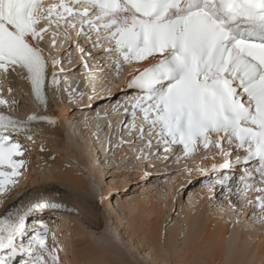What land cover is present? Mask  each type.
I'll use <instances>...</instances> for the list:
<instances>
[{"label":"snow or ice","instance_id":"obj_1","mask_svg":"<svg viewBox=\"0 0 264 264\" xmlns=\"http://www.w3.org/2000/svg\"><path fill=\"white\" fill-rule=\"evenodd\" d=\"M62 50L70 65L79 51L89 78V59L107 61L117 78L126 66L150 62L127 82L137 94L113 109L128 117L124 129L145 141L138 158L167 161L179 146V162L211 150L223 162L186 168L189 177L198 172L208 187L219 184L238 199L259 193L247 204L264 223V0H0V92L2 78L15 72L46 106L49 77L54 90L66 83L58 79L64 60L54 54ZM96 68L102 75L104 65ZM0 106L8 100L0 98ZM34 123L58 121L0 111V196L27 165L19 137L43 135ZM59 207L36 201L0 217V264H60L62 248L49 226L27 227L35 210Z\"/></svg>","mask_w":264,"mask_h":264},{"label":"rangeland","instance_id":"obj_2","mask_svg":"<svg viewBox=\"0 0 264 264\" xmlns=\"http://www.w3.org/2000/svg\"><path fill=\"white\" fill-rule=\"evenodd\" d=\"M59 53L54 54L58 59L63 58L65 73L58 79L73 81L70 82L71 86L67 85V81L60 84L58 90H54L49 81L50 103L44 113H49L47 115L55 118L58 123L51 126L45 123L44 127L55 128L61 135L53 133L47 135V138L36 139L34 142L23 137L31 149L30 153L33 154L34 160L27 163L26 168L29 167V170L22 169L24 174L20 177L19 183L15 188L7 191L5 196L10 195L8 200L15 202L29 191L41 192V188L45 185H62L54 175L63 176L70 173L77 179L78 187L68 188L73 194L71 197L68 196L69 203L75 212L68 213L64 217H61L63 215L61 213L50 215L51 228L55 230L59 226L62 230L61 236L58 235L57 230L52 232L55 233L56 238L61 239L60 241L64 239L62 247L58 244V247L62 248L58 253L60 264H236L235 261L242 250L244 253L240 258V264H263L264 223L253 218L254 213L259 215L260 210L250 205H243L246 209H242L241 212L239 208L244 199H238L236 194L222 190L219 184L208 187L207 179L198 172L192 173L189 177L185 169L196 167L190 164L191 157L183 164L182 160L177 162L175 157L182 154L177 152L176 148L167 154L169 156L167 161L155 156L151 158V162L148 159L140 162L139 158L131 161L132 158L123 153L125 149L130 145L141 150L145 141H139L134 134H129L123 127L124 119L128 117L122 115L123 118L119 122L120 115L113 110L116 105L123 104L127 97L131 96V89H127L126 81L121 80L122 75L116 77L108 67L107 61L89 59L88 63L94 72L93 78L96 79L94 82H103L97 85V88H93L92 78H88L91 82L86 83L88 70L82 67L83 61L79 58V51H73L72 59L75 63L71 65L65 52ZM94 55L99 56L98 53ZM97 64L104 65L103 76L99 74ZM71 75L75 77H70ZM8 76L11 77L14 86L7 87L3 77V90L5 88L7 90L0 93V98L9 102L11 112L7 113L14 118L24 120L27 118L19 116L23 112H28L30 115L35 110L41 112V107L34 106L32 99L28 97L27 89L22 86L26 79L15 72H10L6 77ZM97 78L100 81H97ZM8 89L12 91L9 92ZM89 97L95 98L89 100ZM85 98L87 102L83 101ZM13 101L15 103H12ZM94 122L99 123L100 126L95 128ZM108 130V136L102 133ZM93 145L95 148L92 147ZM125 146L127 148H124ZM152 151L155 152V149ZM118 154L121 155L120 158ZM99 155L101 158L97 159L96 156ZM104 157L108 159L103 161ZM139 165L142 169L135 168ZM99 167L101 171L104 168L106 170L102 173L103 179L99 176ZM171 183H173L169 188L171 195L167 197V202L162 203L165 205L163 208H160V205L158 208V199L154 198L152 206L162 209V221L158 224V216H148L154 208L146 207L143 200L148 192L156 197L158 188L167 189ZM108 185H113L114 188L111 190ZM252 194L259 195L252 191L245 201ZM194 195L200 199V205L187 216L188 213L183 211V204L189 196ZM84 197L86 200L83 201ZM111 200H114V203ZM138 203H140L139 207ZM110 206L114 211L109 208ZM230 211L236 215L229 221L231 232L223 235L220 230L223 217L214 214L221 212L230 216L232 215ZM44 212H46L44 208L35 210L28 218L27 226H30V222L35 220L36 216ZM191 214L195 215L192 216V220L190 219L192 222L188 220ZM165 216L167 218L164 221ZM71 217L72 221H70ZM195 217L197 223H193ZM44 219L50 218L45 216ZM52 219H58L56 225H53ZM158 226H160L159 233L153 236L150 230ZM245 233H248L249 237L244 239ZM147 235H151V239L156 240L157 243H152L153 240L149 241ZM67 236L68 238L65 239ZM66 246L72 252H68ZM220 257H222L221 261H219Z\"/></svg>","mask_w":264,"mask_h":264},{"label":"bare ground","instance_id":"obj_3","mask_svg":"<svg viewBox=\"0 0 264 264\" xmlns=\"http://www.w3.org/2000/svg\"><path fill=\"white\" fill-rule=\"evenodd\" d=\"M63 51V50H62ZM62 51L60 52V53H62ZM59 53V54H60ZM146 64H148V62H146L145 64H142V65H135V64H133L132 66H129V68H127V70H125V71H123V73L121 74L122 75V78H121V80H123V81H126V83L128 82V80H130L131 79V76L132 75H134V74H137V69L139 68L140 70H142L144 67H146L145 65ZM8 75V74H7ZM6 75V76H7ZM130 75V76H129ZM6 76H4V80H5V84L7 85V87H10V88H12L14 85H13V82H12V80H11V77L10 76H8V77H6ZM103 76V75H102ZM70 77H75L74 75H71ZM87 80H86V83L88 82V83H90L91 82V80H88V78L89 77H85ZM95 78V77H94ZM93 77H92V81H93V83H92V85H93V88H97L98 86L97 85H99V84H103V82H94V80H96V79H94ZM101 78V77H100ZM103 78V77H102ZM106 77H104V79H105ZM50 77H49V81H50ZM98 80L97 81H100L99 80V78H97ZM114 79V78H113ZM78 80V79H77ZM109 80V79H108ZM120 80V79H119ZM67 81V80H66ZM73 80H71V79H69L67 82V85L68 86H71L70 85V82H72ZM108 83H109V81H108ZM71 84H73V83H71ZM107 84V83H106ZM25 89H27V92H28V97H30L31 98V92H32V89H31V85H30V83L26 80V82L22 85ZM101 87H103V86H101ZM106 88V87H105ZM7 89L5 88V90H3L4 92L6 91ZM102 90V89H101ZM1 93V92H0ZM51 93H52V91H51ZM131 95H135L136 94V91L134 90V89H131V93H130ZM5 95V94H4ZM127 95V94H126ZM83 101L84 102H87V98H85V99H83ZM10 106V105H9ZM9 106H5V107H3V106H0V110H5L6 112H4L5 114H7V115H10V114H8L7 112H11V109H10V107ZM63 106V105H62ZM69 106V105H68ZM39 107H41V106H39ZM50 108V107H49ZM41 109H42V111L41 112H38L37 110H35V112L33 113V114H36V115H38V116H40V115H46V116H48L47 114H49V113H47V114H45L44 113V108L43 107H41ZM46 111V110H45ZM14 113V112H13ZM44 113V114H43ZM10 116H12V115H10ZM19 116H21L22 118H28V116H30V113H28V112H23V113H21ZM13 117V116H12ZM120 117V119H119V122L122 120V118H123V116L122 115H120L119 116ZM16 119H19V118H17V117H15ZM127 119V118H126ZM126 119H124V121L126 120ZM20 120H22V119H20ZM26 120V119H25ZM95 123V128H98L99 126H100V124L99 123H97V122H94ZM44 125H45V123H38V124H33V127H35V128H37L38 129V131L39 132H43V135H39V134H37V135H35L34 137H33V141H35L36 139L38 140V139H42V138H44V137H46L47 138V135H51V134H56V133H58V135L60 134L61 135V133H59V131L57 130V129H55V128H49V127H44ZM51 126V125H50ZM120 126V125H119ZM44 128V129H43ZM47 128V129H46ZM108 132H109V130L108 131H102V133L104 134H106V136H108ZM101 133V134H102ZM59 135V136H60ZM104 136V135H103ZM133 137V136H132ZM51 138V137H50ZM23 140V142L25 141L24 139H23V136H21V137H19V140ZM22 140H21V142H22ZM62 140V139H61ZM131 140V139H130ZM29 141V140H28ZM33 141H31V142H33ZM64 141V140H63ZM24 146H25V148L27 149L26 150V153H27V155H25V157H24V159H26V161H27V163L29 162V161H31V160H34V157L32 158V156H33V154H31L30 152H31V149L29 148V146H28V143L25 141L24 143ZM30 144V143H29ZM60 144H62V143H60ZM129 145V144H128ZM127 145V146H128ZM107 146V142H106V145H105V147ZM127 146H125L124 148H127ZM92 147H94L95 148V145H93ZM105 147H104V150H105ZM173 148H175L174 146H173ZM34 151V150H33ZM175 151H176V149H175ZM180 152V154H182V152H181V150L180 149H177V152ZM132 152V153H131ZM210 152H211V150H209V152H198V153H196V155L194 156V157H191L189 160L191 161V165H193L194 167H196V168H199V166H201V167H204V168H208V169H210L211 167H212V165L214 164V163H221V162H223L222 161V159L220 158V157H217L216 158V160H213L212 158H211V155H210ZM28 153H29V155H28ZM108 153V152H107ZM106 153V154H107ZM123 153H125V154H127V155H129L131 158H132V160L131 161H133V159H136V158H138L139 156H140V148H138V147H130V145L128 146V149H125V152H123ZM121 154V153H120ZM120 154H118V156H119V158H120V156L122 155H120ZM205 155H208V159H205L204 157H205ZM48 158H49V156H48ZM96 158L97 159H99V158H101V155H99V156H96ZM189 157H186V158H181L180 160H182V164L183 163H185L186 162V160L188 159ZM108 159V157H104V159H103V161H106ZM137 161H138V159H137ZM143 161V159H140V162H142ZM136 163H139V162H136ZM138 165V164H137ZM185 165V164H184ZM183 165V166H184ZM182 166V165H181ZM198 166V167H197ZM103 167H105V165L103 166ZM29 167H27V168H25V170L27 171V170H29L28 169ZM100 168L101 167H99L98 168V173H99V176H101V178L103 179V176H102V173L103 172H105L106 170H105V168H104V170L103 171H101L100 170ZM136 169H142V166L141 165H139L138 167H135ZM25 171V172H26ZM101 171V172H100ZM73 173V172H72ZM194 173V172H193ZM195 174V173H194ZM98 176V175H97ZM54 178H56L58 181H60L61 183H62V185H60V186H57V185H54V184H50V185H45V187H43V188H41L42 189V191L41 192H38V191H35L34 190V192H32V191H29V192H27L26 194H24L23 196H22V198H20V199H17V201H12V200H8V197L10 196V195H6L5 196V193L4 194H2V196H0V201H2V202H0V217H3L7 212H9V211H16L17 209H22V208H25V207H27L29 204H31V203H33V202H36V201H41V200H45V201H49V202H53V203H56V204H58V205H62L63 206V211L60 209V208H57L56 210H51L50 212H48L47 211V209H45L46 210V212H44V214H40V215H38V216H36L34 219L35 220H33V221H31L30 222V226H27L29 229H31V228H33V227H39L40 226V224H42V223H44V224H47L48 226H49V228L51 229V231H55V230H57L56 232L57 233H59L58 235L59 236H61V232H62V230L60 229V227L58 226L57 227V229H53V228H51V226L49 225V221L51 220V214H56V213H61V214H63L61 217H64V215H67L68 213H71V214H73L74 212H75V209L72 207V205L69 203V200L70 199H68L69 197L68 196H73V194L71 193V192H69V187H78L77 186V183H78V181H77V179L75 178V177H73V175L72 174H70V173H67V174H65V175H57V176H55L54 175ZM100 178V177H99ZM172 185H173V183H171V185L170 186H167L166 188L167 189H165V188H158V192H156V194H157V196L156 197H154L152 194H151V192H148L147 193V195H146V197L144 198V200H143V204H145V206L146 207H153L154 208V206H152V205H154V200L155 199H158V208H159V205H160V208H163V206H165V205H163L164 203H165V201L167 200V197H169L170 195H171V189H169V188H171L172 187ZM109 186V189H113L114 187H113V185H108ZM15 188V187H14ZM108 189V190H109ZM109 192V191H108ZM173 192V191H172ZM259 194V193H258ZM260 195V194H259ZM45 196V197H44ZM201 196H202V194H201ZM258 195H250V198L249 199H252L253 201H255V199H256V197H257ZM155 198V199H154ZM140 199V198H139ZM84 200H86L85 199V197H84V199H83V201ZM199 200L200 199H198L197 197H196V195H194V196H189L188 197V200L183 204V211H185V212H187L188 214H186L187 216H189V213L190 212H193L194 210H196L198 207L197 206H199L200 204H199ZM111 202H113L114 203V200H111ZM136 202V201H135ZM137 202H139V201H137ZM136 202V203H137ZM164 202V203H163ZM167 202V201H166ZM170 202H171V200H170ZM83 204H84V202H82ZM112 203V204H113ZM163 203V204H162ZM111 204V203H110ZM139 204L140 203H138V207H139ZM166 205H167V203H166ZM170 205H171V203H170ZM170 205H169V207H170ZM243 205H245V206H247L248 204H247V201H245V199L241 202V207L239 208V211H241L242 209H246V207H244ZM65 207L67 208V210L65 209ZM144 207V206H143ZM156 207V206H155ZM109 208H111V206L109 207ZM145 208V207H144ZM144 208H142V209H144ZM41 209V208H40ZM112 209V208H111ZM139 209V208H138ZM147 209V208H146ZM116 210H117V207H116ZM115 210V211H116ZM135 210V209H134ZM231 210H232V208H231ZM108 211V210H107ZM112 211H114L113 209H112ZM111 211V212H112ZM148 211V210H147ZM161 211H162V209H157V208H154V211H152V213L151 214H149L148 216H154V215H156V216H158V224H161V221H162V216H161ZM224 211V210H223ZM146 212V211H145ZM153 212H156L155 214H153ZM230 212H232V211H230ZM242 212V211H241ZM244 212V211H243ZM147 213V212H146ZM71 214H69V215H71ZM115 214H116V212H115ZM165 214V213H164ZM167 214V213H166ZM117 215H118V213H117ZM215 216H220V217H223L222 219H221V224H220V230H222V234L223 235H228L230 232H231V230H230V220H232L234 217H235V213H233L232 212V215H230V216H226L224 213L222 214L221 212H217V214H214ZM45 216H47V217H49L50 219L48 220V219H44L45 218ZM60 216V215H59ZM116 216V215H115ZM192 216H195V215H192L191 214V216L189 217V219L188 220H192L193 219V217ZM61 217H59V218H61ZM66 217V216H65ZM119 217H121V216H119ZM213 217V216H212ZM237 217H239V215H237ZM150 218V217H149ZM165 218H167L166 216L164 217V221H165ZM73 220V218L71 217V220L70 221H72ZM120 221H121V219H119ZM119 220H117L118 222H119ZM123 220V219H122ZM190 220V221H191ZM223 220H224V222H223ZM52 221H54L53 223V225H56L57 224V221H58V219H55V220H53L52 219ZM66 221V220H65ZM192 222V221H191ZM194 222H196L197 223V218L195 217L194 218V220H193V223ZM29 223V222H28ZM66 223V222H65ZM121 224H122V222H120ZM214 223V222H213ZM248 223V222H247ZM121 224H118V225H121ZM64 225V224H63ZM63 225H61L62 226V228H63ZM246 226V225H245ZM118 227V226H117ZM120 227V226H119ZM160 228V226H158V227H154V228H152L150 231H151V234L153 235V236H157L158 235V233H159V229ZM126 230V229H125ZM232 232H234V231H232ZM126 233V232H125ZM171 233V232H170ZM236 233V232H235ZM62 234H64V233H62ZM67 234V233H66ZM130 234V233H129ZM234 234V233H233ZM172 235V234H171ZM69 237H70V235H69ZM128 237V236H127ZM147 237H148V239H149V241H151L152 242V240L153 239H151V235H147ZM245 237L247 238V237H249V235H248V233H245L244 234V239H245ZM68 238V236L65 238V239H67ZM242 239V238H241ZM61 240V239H60ZM59 239H58V237H57V241H58V244H62V241H64V239L62 240V241H60ZM243 240V239H242ZM66 241V240H65ZM129 242V241H128ZM131 243V242H130ZM152 243H154V244H156L157 243V241L156 240H153V242ZM260 244H262V243H260ZM59 245V246H60ZM63 245V244H62ZM62 245H61V247H62ZM64 247V246H63ZM66 248H67V246H66ZM142 248V247H141ZM68 249V248H67ZM69 251H71L70 250V248L68 249V252ZM64 252V251H63ZM68 252H66V253H68ZM72 252V251H71ZM243 253H244V251L242 250V251H240V253L238 254V257H237V259H236V261H235V263L236 264H240L239 263V261H240V258H241V256L243 255ZM71 254V253H70ZM69 257V256H68ZM222 260V257H220V259H219V261H221ZM77 261V260H76ZM68 262V261H67ZM71 262V261H70ZM262 262H264V259H262ZM261 262V263H262ZM61 263V262H60ZM69 263V262H68ZM104 263V262H103ZM75 264H77V263H75ZM110 264V263H109ZM264 264V263H263Z\"/></svg>","mask_w":264,"mask_h":264}]
</instances>
